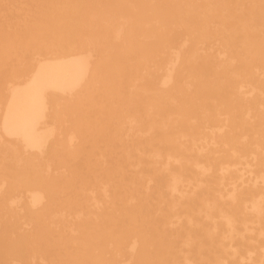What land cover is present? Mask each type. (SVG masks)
<instances>
[{"label":"bare ground","instance_id":"bare-ground-1","mask_svg":"<svg viewBox=\"0 0 264 264\" xmlns=\"http://www.w3.org/2000/svg\"><path fill=\"white\" fill-rule=\"evenodd\" d=\"M27 18L18 51L4 29ZM77 173L134 217L52 228L56 179ZM0 251L264 264V0H0Z\"/></svg>","mask_w":264,"mask_h":264},{"label":"rangeland","instance_id":"rangeland-1","mask_svg":"<svg viewBox=\"0 0 264 264\" xmlns=\"http://www.w3.org/2000/svg\"><path fill=\"white\" fill-rule=\"evenodd\" d=\"M15 13L16 11L14 9L7 10L6 17H12ZM28 19L29 18H27L26 20L28 24L27 29H23L22 27L17 26L16 25L17 23L12 24L11 21L9 20L7 21L8 25H6L4 29V33L10 37L9 42H12L14 40L16 41L18 51L26 47L25 45L27 43V40L32 38L31 37L32 33H28L24 35V32L30 31L32 28L36 27L37 25H40V23L37 25H32L29 23ZM15 52L16 50L13 47H9V49L7 50L8 55H13L15 54ZM85 176H86V173L82 172L81 177H85ZM102 176L103 175H101L99 178H101ZM81 177L77 173V175L75 176L73 180H69L68 178L64 176H59L56 179L58 183L60 179H62L63 181L61 182V184H58L59 189H57V192L59 194V198L55 199L54 201L57 205V210H59L60 212L58 213L57 211H54L55 213L53 214L55 215V217L49 220L47 219V223L49 222L50 223L49 225L52 228L53 227L60 228L66 225L64 223H59V224L56 223V222H59V220L60 221H71L70 224L71 223L73 224L68 225L70 228H73L74 223H78V226H79L84 220H86L87 222H89V224L92 223L94 226H96L97 224H100V226H102L104 229V226L106 224L109 226H113L115 223L120 221L121 217H129L130 219L134 217L132 212L126 208H121L119 210V207H120L119 198L117 196L115 197V195H113L111 199L110 198L104 199L103 196L92 198L91 193H88L87 191L86 193L87 196H86L85 195L86 191L85 192L82 191V178ZM69 185H72V187L75 188V192L81 193V199H80L81 201H80V204L78 205V208L68 204V199L70 198L71 195L66 196V191ZM101 189L98 190L96 194L99 193ZM107 200H113V203L115 204L107 205L108 204L106 203ZM46 226L47 224L45 223L43 227H46ZM78 226H76V230L63 229V232H62L63 237L60 236V239L67 242V241L74 240L75 238H79V232L77 230ZM39 232H40V229L38 228V230H35V233H33L32 231L30 234H26V235L29 237L33 236L34 239L37 240L38 239L37 234H39ZM65 242H62V245L66 244ZM39 253H40L39 251H34L31 255H27V257L33 258V260L34 258L38 259L36 260V264H47L45 260L43 261L41 260ZM22 259L24 262H22ZM5 264H28V263L26 262V259L19 258L17 259L16 263H12L11 261L8 260V262H6Z\"/></svg>","mask_w":264,"mask_h":264}]
</instances>
